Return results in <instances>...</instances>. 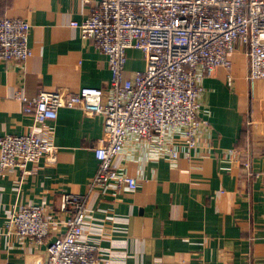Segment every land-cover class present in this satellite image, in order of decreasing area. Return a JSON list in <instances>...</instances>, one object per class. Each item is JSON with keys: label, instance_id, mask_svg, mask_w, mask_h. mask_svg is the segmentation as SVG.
<instances>
[{"label": "crops", "instance_id": "0c3cea01", "mask_svg": "<svg viewBox=\"0 0 264 264\" xmlns=\"http://www.w3.org/2000/svg\"><path fill=\"white\" fill-rule=\"evenodd\" d=\"M98 0H0V15L31 24V55L24 69L0 60V135L26 134L32 113L21 97L41 90L107 88L106 56L82 40L71 20H82ZM126 68L144 67L128 49ZM229 70L203 77L199 114L210 122L197 154L142 160L129 142L113 168L138 178L135 190H97L89 196L83 238L98 245L108 264H264V78H248L246 47L237 41ZM23 70V71H22ZM23 72V75L21 74ZM228 75L231 83H228ZM57 159L30 163L35 171L0 172V264H43L45 246L7 234L3 222L20 204L57 205L62 192L84 193L97 168L93 147L100 115L61 108L49 121ZM236 148L240 152H230ZM250 161V175L240 159ZM100 264H104L101 262Z\"/></svg>", "mask_w": 264, "mask_h": 264}, {"label": "built area", "instance_id": "2783aa9c", "mask_svg": "<svg viewBox=\"0 0 264 264\" xmlns=\"http://www.w3.org/2000/svg\"><path fill=\"white\" fill-rule=\"evenodd\" d=\"M70 25L106 56L109 86L41 90L32 99L21 97L22 110L32 112L34 128L0 135V172L19 170L23 179L36 170L30 163L56 160L49 121L64 107L102 117L103 133L93 147L97 168L84 193L62 192L57 205L14 207L3 231L43 244V264H108L96 257L98 245L83 238L89 196L97 190L137 188L138 178L115 170L112 163L129 142L145 161L174 164L181 155L190 159L197 154L200 138L210 128L199 114L203 77L219 66L229 70V55L241 41L248 78H264V0H98L84 19ZM30 29L24 18L0 16L1 61L24 69L31 55ZM128 49L140 51L144 67L126 68ZM239 161L250 175L249 159Z\"/></svg>", "mask_w": 264, "mask_h": 264}, {"label": "rangeland", "instance_id": "374dc122", "mask_svg": "<svg viewBox=\"0 0 264 264\" xmlns=\"http://www.w3.org/2000/svg\"><path fill=\"white\" fill-rule=\"evenodd\" d=\"M56 159H57V155H56ZM56 161V160H55Z\"/></svg>", "mask_w": 264, "mask_h": 264}, {"label": "trees", "instance_id": "16d2710c", "mask_svg": "<svg viewBox=\"0 0 264 264\" xmlns=\"http://www.w3.org/2000/svg\"><path fill=\"white\" fill-rule=\"evenodd\" d=\"M0 16H2V15H0ZM30 113H32V112H30ZM33 117V116H32Z\"/></svg>", "mask_w": 264, "mask_h": 264}]
</instances>
